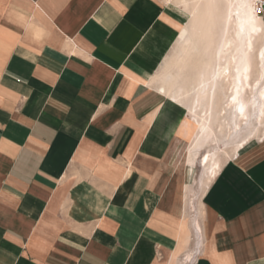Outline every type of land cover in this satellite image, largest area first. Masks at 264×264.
I'll list each match as a JSON object with an SVG mask.
<instances>
[{"label": "crops", "instance_id": "1", "mask_svg": "<svg viewBox=\"0 0 264 264\" xmlns=\"http://www.w3.org/2000/svg\"><path fill=\"white\" fill-rule=\"evenodd\" d=\"M182 3L0 0V264H264V137L205 168L156 82Z\"/></svg>", "mask_w": 264, "mask_h": 264}, {"label": "bare ground", "instance_id": "2", "mask_svg": "<svg viewBox=\"0 0 264 264\" xmlns=\"http://www.w3.org/2000/svg\"><path fill=\"white\" fill-rule=\"evenodd\" d=\"M183 1L191 20L156 82L188 106L194 142L210 146L203 158L208 169L231 140L237 150L264 137V16L255 0Z\"/></svg>", "mask_w": 264, "mask_h": 264}, {"label": "rangeland", "instance_id": "3", "mask_svg": "<svg viewBox=\"0 0 264 264\" xmlns=\"http://www.w3.org/2000/svg\"><path fill=\"white\" fill-rule=\"evenodd\" d=\"M260 17H261V16H260ZM261 18H262V20H263V22H264V18H263V17H261ZM177 59H178V55L176 54V55L174 56V60L177 61ZM164 95H165V94H164ZM165 96H166V95H165ZM188 146H189V139H188L187 146L185 147L184 152H183V154H184V162H185V157H186V153H187ZM208 149H210V148H208ZM208 149L206 148L205 151H207ZM205 151H204V152H205ZM199 164H200V163H199ZM195 168H196V166H195L192 170L189 171L191 176L194 174V170H195ZM200 168L202 169V175H201V178H202V176H203V168H202L201 166H200ZM198 173H201V171H200L199 169H198Z\"/></svg>", "mask_w": 264, "mask_h": 264}, {"label": "built area", "instance_id": "4", "mask_svg": "<svg viewBox=\"0 0 264 264\" xmlns=\"http://www.w3.org/2000/svg\"><path fill=\"white\" fill-rule=\"evenodd\" d=\"M257 13L264 16V0H255Z\"/></svg>", "mask_w": 264, "mask_h": 264}]
</instances>
